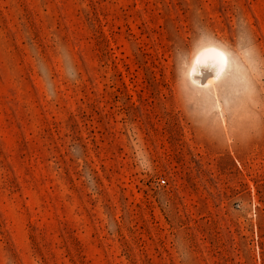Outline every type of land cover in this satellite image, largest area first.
Wrapping results in <instances>:
<instances>
[{
    "label": "rangeland",
    "instance_id": "1",
    "mask_svg": "<svg viewBox=\"0 0 264 264\" xmlns=\"http://www.w3.org/2000/svg\"><path fill=\"white\" fill-rule=\"evenodd\" d=\"M0 264H264V0H0Z\"/></svg>",
    "mask_w": 264,
    "mask_h": 264
},
{
    "label": "snow or ice",
    "instance_id": "2",
    "mask_svg": "<svg viewBox=\"0 0 264 264\" xmlns=\"http://www.w3.org/2000/svg\"><path fill=\"white\" fill-rule=\"evenodd\" d=\"M228 59L229 57L221 50L220 46L202 48L196 57L193 73L199 68L202 71H207L211 76H219L227 66Z\"/></svg>",
    "mask_w": 264,
    "mask_h": 264
},
{
    "label": "bare ground",
    "instance_id": "3",
    "mask_svg": "<svg viewBox=\"0 0 264 264\" xmlns=\"http://www.w3.org/2000/svg\"><path fill=\"white\" fill-rule=\"evenodd\" d=\"M210 46H216V45H212V44H209V45H205L203 47H201L196 53L195 55L193 56V59H192V62H191V65H190V68H189V78L190 80L197 84L199 87H208L210 85H213L214 83H216L217 81L220 80V78L226 74V72L228 71L229 69V59H228V64L227 66L220 72L219 76H211L208 74L207 71H202L200 70L199 68L196 69L195 73H193V68H194V65H195V61H196V57L197 55L199 54V52L202 50V48H205V47H210ZM222 51H224L223 49H221ZM225 52V51H224ZM225 54L227 55V53L225 52ZM228 56V55H227ZM211 62V61H210Z\"/></svg>",
    "mask_w": 264,
    "mask_h": 264
},
{
    "label": "built area",
    "instance_id": "4",
    "mask_svg": "<svg viewBox=\"0 0 264 264\" xmlns=\"http://www.w3.org/2000/svg\"><path fill=\"white\" fill-rule=\"evenodd\" d=\"M159 181L163 183L164 182V179L161 178Z\"/></svg>",
    "mask_w": 264,
    "mask_h": 264
}]
</instances>
